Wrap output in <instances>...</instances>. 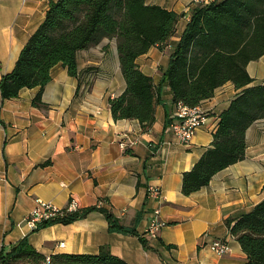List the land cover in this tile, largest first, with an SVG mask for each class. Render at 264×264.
Listing matches in <instances>:
<instances>
[{
  "label": "crops",
  "instance_id": "1",
  "mask_svg": "<svg viewBox=\"0 0 264 264\" xmlns=\"http://www.w3.org/2000/svg\"><path fill=\"white\" fill-rule=\"evenodd\" d=\"M50 1L0 0V82L12 72L19 54L44 21ZM179 15L176 30L163 49L152 46L135 63L159 87L160 103L148 131L137 120H114L109 98L126 88L115 40L77 53L78 78L60 64L51 70L41 101L38 88H23L17 98L0 95V253L22 239L44 257L95 255L106 246L126 264H247V256L229 232L234 223L264 200V120L246 131L243 160L217 172L200 190L184 195L183 174L211 147L220 114L241 92L231 82L217 88L199 107L206 118L189 144L166 130L175 105L163 80L170 54L195 7L189 0H145ZM252 85L264 84V56L247 65ZM88 78V83L84 80ZM137 140L122 150L121 141ZM157 187L161 204L148 197ZM65 208L71 199L79 212L100 207L117 224L134 233L110 231L103 213L91 211L68 224L54 223L31 231L24 218L35 200ZM166 224L157 238L144 234L152 212ZM227 239L230 251L218 255L214 240ZM63 243V246H59Z\"/></svg>",
  "mask_w": 264,
  "mask_h": 264
},
{
  "label": "trees",
  "instance_id": "2",
  "mask_svg": "<svg viewBox=\"0 0 264 264\" xmlns=\"http://www.w3.org/2000/svg\"><path fill=\"white\" fill-rule=\"evenodd\" d=\"M191 13L163 74L173 102L198 106L227 82L241 92L220 114L211 147L183 174L184 195L200 190L217 172L243 160L247 129L264 120V84L249 86L253 79L247 72L250 62L264 56V0H215L196 5ZM178 20L175 12L148 5L145 0L50 1L44 21L22 48L14 69L2 77L1 99H15L23 88H38L31 103L46 108L42 92L58 64L69 76L78 78L79 95L83 81L77 73V53L106 38L115 40L126 82L122 94L107 99L112 117L115 121L137 120L142 131H148L160 103L159 87L139 71L135 60L152 46L163 49L175 33ZM91 211L104 214L110 231L134 233L118 225L109 211L95 207L51 224H68ZM227 225L246 254L247 264H264V200ZM43 259L25 239L7 254L0 253L3 264H37ZM51 259L55 264H126L111 255L106 246L95 255L57 254Z\"/></svg>",
  "mask_w": 264,
  "mask_h": 264
},
{
  "label": "built area",
  "instance_id": "3",
  "mask_svg": "<svg viewBox=\"0 0 264 264\" xmlns=\"http://www.w3.org/2000/svg\"><path fill=\"white\" fill-rule=\"evenodd\" d=\"M215 0H189V2L196 5H206L210 4ZM175 110L172 118L166 126V130L172 133L178 141L184 145L189 144L192 137L194 136L196 130L204 122L206 118V113L201 110L198 106L189 107L181 102L174 103ZM1 129V124H0ZM137 144V140H131L128 142L121 141L119 147L122 150H128ZM148 197L155 200L157 203L161 204L163 202L164 196L159 188L149 186L147 188ZM100 208V207H96ZM79 205L75 199H71L65 208H59L52 203L44 202L42 200L36 199L35 206L26 215L24 221L31 231H36L45 224H51L57 220L63 219L68 215L78 213ZM160 209L155 208L152 212V217L149 224L144 232L145 235L157 238L159 231L166 224L163 220L159 218ZM59 246H63L61 243ZM213 252L218 255H225L230 251L227 239H218L212 241L210 248ZM3 264V263H0ZM26 264V263H20ZM34 264V263H27ZM37 264H55L53 263L50 256L44 257V259Z\"/></svg>",
  "mask_w": 264,
  "mask_h": 264
},
{
  "label": "rangeland",
  "instance_id": "4",
  "mask_svg": "<svg viewBox=\"0 0 264 264\" xmlns=\"http://www.w3.org/2000/svg\"><path fill=\"white\" fill-rule=\"evenodd\" d=\"M262 81H264V79H262Z\"/></svg>",
  "mask_w": 264,
  "mask_h": 264
},
{
  "label": "bare ground",
  "instance_id": "5",
  "mask_svg": "<svg viewBox=\"0 0 264 264\" xmlns=\"http://www.w3.org/2000/svg\"><path fill=\"white\" fill-rule=\"evenodd\" d=\"M207 5V4H206Z\"/></svg>",
  "mask_w": 264,
  "mask_h": 264
}]
</instances>
